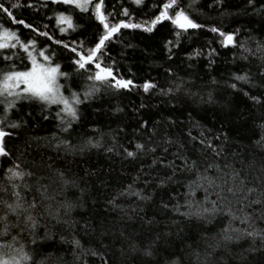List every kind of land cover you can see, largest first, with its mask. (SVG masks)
<instances>
[{
	"label": "trees",
	"instance_id": "16d2710c",
	"mask_svg": "<svg viewBox=\"0 0 264 264\" xmlns=\"http://www.w3.org/2000/svg\"><path fill=\"white\" fill-rule=\"evenodd\" d=\"M0 132V264H264V0H0Z\"/></svg>",
	"mask_w": 264,
	"mask_h": 264
},
{
	"label": "rangeland",
	"instance_id": "374dc122",
	"mask_svg": "<svg viewBox=\"0 0 264 264\" xmlns=\"http://www.w3.org/2000/svg\"><path fill=\"white\" fill-rule=\"evenodd\" d=\"M50 1H62L67 2L77 7L87 8L93 0H50ZM139 1V0H133ZM178 24H181V19L178 18ZM183 26L187 25V21L184 19ZM31 67L24 72L14 74L8 79L9 88L15 89L16 87L27 93H33L48 99H57V73L53 68L44 65V61L31 60ZM1 137V132H0Z\"/></svg>",
	"mask_w": 264,
	"mask_h": 264
},
{
	"label": "water",
	"instance_id": "95a60500",
	"mask_svg": "<svg viewBox=\"0 0 264 264\" xmlns=\"http://www.w3.org/2000/svg\"><path fill=\"white\" fill-rule=\"evenodd\" d=\"M97 67H98V69H99V74H101V75H106V76H108V77H110L112 74H111V72L109 71V70H107V69H105V68H101V67H99L98 66V64H97ZM112 77V76H111ZM118 84H120V85H122V86H124V85H126L124 82H122V81H118Z\"/></svg>",
	"mask_w": 264,
	"mask_h": 264
}]
</instances>
